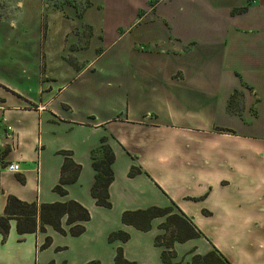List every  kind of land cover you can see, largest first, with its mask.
Masks as SVG:
<instances>
[{
  "label": "crops",
  "instance_id": "0c3cea01",
  "mask_svg": "<svg viewBox=\"0 0 264 264\" xmlns=\"http://www.w3.org/2000/svg\"><path fill=\"white\" fill-rule=\"evenodd\" d=\"M32 2L34 9L20 5L25 29L0 22V56L18 50L12 31L34 38L37 80L30 95L0 73V216L9 196L37 206L72 200L90 220L81 236H65L92 238L84 247L95 254L80 264H115L118 248L125 260L162 264L154 240L164 219H154L143 239L121 215L173 204L201 233L174 244L175 262L190 251V259L216 251L229 264H264V0H89L79 18L71 8L68 16L49 9L44 38L42 0ZM32 16L33 34L26 30ZM62 19L70 25L57 33ZM81 26L84 47L74 33ZM60 64L68 73L54 79ZM102 138L114 153L110 209L90 196V152ZM61 152L81 166L65 197L53 192ZM10 164L19 171L9 172ZM131 167L141 173L130 178ZM116 230L130 239L105 252ZM54 234L46 226L18 235L11 220L5 241L0 235V264H36Z\"/></svg>",
  "mask_w": 264,
  "mask_h": 264
},
{
  "label": "trees",
  "instance_id": "16d2710c",
  "mask_svg": "<svg viewBox=\"0 0 264 264\" xmlns=\"http://www.w3.org/2000/svg\"><path fill=\"white\" fill-rule=\"evenodd\" d=\"M51 1V0H50ZM45 8H50L44 3ZM54 10L61 11L57 6H52ZM90 7L87 0L84 8L76 12L79 18L82 13ZM244 9L237 12H243ZM63 163L60 168L58 183L53 188V192L61 197L67 196L66 187L76 183L81 172V166L72 159L70 152H61ZM91 168L94 172L93 184L90 188V196L95 205L104 209H110L108 188L114 180L112 164L114 163V153L107 143L106 138H102L97 148L90 152ZM141 171L138 168L131 167L128 176L130 178L139 175ZM163 218L164 222L160 224L159 229L163 232L156 236L154 246L161 248L162 264H185L183 261L175 262L176 255L173 250L175 243H185L187 241L201 237L200 231L194 226L189 218L176 208L173 204L169 207L158 208L149 207L144 210L126 211L121 215V223L131 226L140 232L151 230V222L154 219ZM64 219L66 230L61 226ZM16 222V231L18 235L33 234L39 231L45 233V227L50 226L60 235H70L79 237L85 232V223L90 220L89 212L79 203L68 200L63 203L42 204L37 206L35 203H25L9 196L6 200L3 215L0 216V235L2 241H5L9 222ZM37 220L39 224H37ZM130 239L129 235L121 230L111 232L107 240L109 243L119 241L125 243ZM51 245L50 237H46L40 250H45ZM115 264H134L124 259L122 249L118 248L114 257ZM48 264H54L49 262ZM85 264H100L98 261H90ZM191 264H229L228 261L216 251L207 253L204 256L194 255Z\"/></svg>",
  "mask_w": 264,
  "mask_h": 264
},
{
  "label": "rangeland",
  "instance_id": "374dc122",
  "mask_svg": "<svg viewBox=\"0 0 264 264\" xmlns=\"http://www.w3.org/2000/svg\"><path fill=\"white\" fill-rule=\"evenodd\" d=\"M31 1H33V0H0V22L10 23L11 25L15 24L17 31H21L22 29H25L23 27L24 23L20 24L21 18H22L20 5H27V8L29 10L34 9L35 5L33 4V2L31 3ZM86 1L87 0H51V1L50 0H42V6H44L45 2L49 7L51 5L50 8L43 7L44 11L42 13V16H43L42 21L44 20V23H42V26H41L40 31H39L40 33H42L43 38L45 37L46 28H47L46 14L48 13L49 9L53 10L52 6H57V8L61 9L60 12H62V13L65 12L64 16H68L67 15L68 8H71V9H74V11L80 12L84 8ZM23 11L24 10L22 9V12ZM34 22H35V17L32 16V19L30 20L29 25H28V26H30L29 27L30 29H26L32 34L34 33V31L31 30V27L34 26ZM60 22H63V24L55 22V25H56V27L58 25V28L53 29V30L58 31L57 33H59L60 31H64L66 26L70 25V22L67 23L63 19L60 20ZM71 24L74 25V23H71ZM13 26L14 25H12L11 29H13ZM77 29L74 32V33H76V35L80 36L78 39L77 46L84 47L88 32H87V30H85V28H83L81 26L80 29H78L79 34H77ZM12 32L16 33V37L12 38V43H13L12 47H16L18 50H16L14 52V54L12 53V54L7 55V56H0V64H1L0 73L3 74V77L12 84L19 85V83L21 82L23 85V88L26 90H29V94L32 95L31 93H33V91H34V85L37 83V80H36V76L33 73V70L31 68L30 62H29V58L33 57V56H31L33 54V50H29V49L31 48V43H32V40H34V38H32V40L29 41L28 39L30 38V36L27 33H23V35L26 36V40L24 41L23 38L22 39L19 38L18 32H16V31H12ZM28 50H29V52H28ZM8 52H10L9 47H8ZM16 53H21V54H23V56H18V54H16ZM62 57L65 58L66 55L64 54V55H62ZM7 63L10 66H8ZM17 63H18V65H17ZM47 65H49V64H46V66ZM62 65L63 64H60V68H58L56 65L53 68L50 67L53 70H56L55 73L51 72L54 79H60L63 76L67 75L68 70H65L63 72V74L60 73L64 69V68H61ZM44 68L45 69H43L42 71H46L45 66H44ZM21 69H24L26 71L23 72V71H21ZM46 78L41 76V81L43 82L44 87L47 85V82H48V81H46ZM49 78L52 79L51 76ZM58 83H60V82L53 84L55 86V88L58 87ZM18 170H19V166H18ZM137 231H133L134 232L133 234L138 233V234H140L138 236L140 238L144 239L145 238L144 234H147V233L146 232L141 233V232H137ZM126 234H128V233H126ZM161 234H163V232ZM129 237H130V235H129ZM133 237L136 238L135 235H133ZM52 240H53V244H52L51 248H49V249L47 248V250L45 249V250H42V252H38V258L36 259V264L42 263V262H46L47 264L49 262H54L55 264H78V263L80 264L85 260H88V259H91L92 257H95L94 253L89 252L84 247V246H86L88 248V246L92 245L91 242L93 241V239L90 237H87L85 239H78V238H70L68 236H63V235H59V234H54V237L52 238ZM107 241L108 240H106V242H104L106 244L105 245L106 248L104 249L105 252H108L109 247L110 248L112 247V245L108 244L109 242H107ZM134 241H135V239H134ZM102 245H103V243H102ZM57 248H60L61 250H59V249L56 250ZM95 250H96L95 252H99L98 253L99 257L103 258V253L100 251L99 245H97L95 247ZM190 255H192V251L187 253L188 260H185V258L183 257V258H181V261H183V263H185V264H189V259H190L189 256ZM187 256H186V258H187ZM134 259H137V258H134ZM127 261L134 263V264H146L145 262H143L141 260H138V261L127 260ZM190 261H191V259H190ZM87 262H85V263H87Z\"/></svg>",
  "mask_w": 264,
  "mask_h": 264
},
{
  "label": "built area",
  "instance_id": "2783aa9c",
  "mask_svg": "<svg viewBox=\"0 0 264 264\" xmlns=\"http://www.w3.org/2000/svg\"><path fill=\"white\" fill-rule=\"evenodd\" d=\"M6 169L9 171V172H12V173H16L18 172V165H15V164H10L6 167Z\"/></svg>",
  "mask_w": 264,
  "mask_h": 264
}]
</instances>
